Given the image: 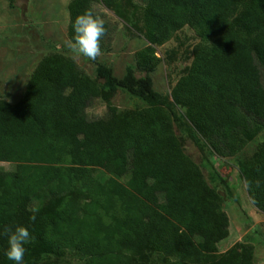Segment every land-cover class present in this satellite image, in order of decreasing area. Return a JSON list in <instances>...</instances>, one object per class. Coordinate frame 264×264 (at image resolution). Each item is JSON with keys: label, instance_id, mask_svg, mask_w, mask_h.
<instances>
[{"label": "trees", "instance_id": "16d2710c", "mask_svg": "<svg viewBox=\"0 0 264 264\" xmlns=\"http://www.w3.org/2000/svg\"><path fill=\"white\" fill-rule=\"evenodd\" d=\"M123 1L142 9L148 46L136 57L144 71L159 62L155 47L183 27L195 32L202 43L173 86L172 103L185 109L195 144L206 140L219 159L242 150L264 127V0H70L68 40L72 21L94 3L117 9ZM105 27L101 53L110 50L116 30L110 21ZM92 62L95 78L72 57L51 51L19 100L0 99V264H11L3 250L16 225L33 237L25 264H57L29 254H74L82 264L149 263L152 254L168 259L163 264H255L246 248L218 256L229 219L222 198L183 151L169 103L148 77L135 78L129 69L118 81ZM117 86L147 107L126 117L108 107L89 118L86 111ZM237 168L249 202L264 213V140ZM75 186L86 188L81 201L58 205Z\"/></svg>", "mask_w": 264, "mask_h": 264}, {"label": "rangeland", "instance_id": "374dc122", "mask_svg": "<svg viewBox=\"0 0 264 264\" xmlns=\"http://www.w3.org/2000/svg\"><path fill=\"white\" fill-rule=\"evenodd\" d=\"M69 1L0 0L1 100L11 103L19 100L29 74L42 57L51 51L72 57L82 70L96 77L95 64L86 57L71 54L68 48L70 41L66 36V27ZM92 11L116 27L110 50L101 53L97 61L107 67L118 81L123 79L129 69L135 78L148 77L154 93L169 103L171 115L177 117L173 119V130L183 151L200 167L209 188L222 198L220 205L229 219V235L218 244V256H223L236 246L250 249L252 261L264 264V213L249 202L237 168V162L249 160L257 144L264 140V127L230 158L219 159L204 139L195 144L184 125L185 109L174 105L170 96L176 81L191 64L194 47L202 43L195 32L183 27L164 45L155 47L154 55L159 62L150 71H144L136 57L138 51L148 46L143 38L142 9L131 8L128 1H123L117 9L108 8L101 2L94 3ZM108 107H115L119 117H126L147 107V103L117 86L108 100L96 101L86 114L89 118L101 117ZM3 166L10 169L8 165ZM216 173L220 175L218 178ZM85 193V187L75 186L58 198V205L69 199L80 202ZM31 256L39 263L82 264L81 259L74 254H65L61 258ZM166 260L152 254L149 263L140 264H163Z\"/></svg>", "mask_w": 264, "mask_h": 264}, {"label": "clouds", "instance_id": "9594fccd", "mask_svg": "<svg viewBox=\"0 0 264 264\" xmlns=\"http://www.w3.org/2000/svg\"><path fill=\"white\" fill-rule=\"evenodd\" d=\"M72 39L68 44L71 54L95 61L101 55L100 42L106 34L105 20L91 10L78 15L71 24ZM30 219L35 220V215ZM27 227L16 225L7 232L3 255L11 264H25L26 245L32 241Z\"/></svg>", "mask_w": 264, "mask_h": 264}, {"label": "crops", "instance_id": "0c3cea01", "mask_svg": "<svg viewBox=\"0 0 264 264\" xmlns=\"http://www.w3.org/2000/svg\"><path fill=\"white\" fill-rule=\"evenodd\" d=\"M32 72V71H31ZM30 75V74H29ZM25 86V85H24ZM14 103V102H13Z\"/></svg>", "mask_w": 264, "mask_h": 264}]
</instances>
